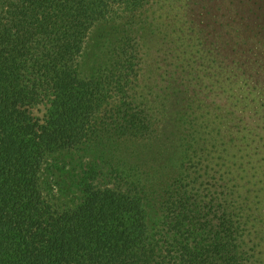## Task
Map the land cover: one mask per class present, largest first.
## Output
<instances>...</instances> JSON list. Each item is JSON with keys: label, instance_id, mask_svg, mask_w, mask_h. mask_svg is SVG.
<instances>
[{"label": "trees", "instance_id": "16d2710c", "mask_svg": "<svg viewBox=\"0 0 264 264\" xmlns=\"http://www.w3.org/2000/svg\"><path fill=\"white\" fill-rule=\"evenodd\" d=\"M170 23L264 74V0H0V264H264L238 178L158 192L119 155L151 131L134 85Z\"/></svg>", "mask_w": 264, "mask_h": 264}, {"label": "rangeland", "instance_id": "374dc122", "mask_svg": "<svg viewBox=\"0 0 264 264\" xmlns=\"http://www.w3.org/2000/svg\"><path fill=\"white\" fill-rule=\"evenodd\" d=\"M167 27L172 32L161 45L152 39L134 85L149 107L151 131L119 139V155L127 154L142 181L158 192L186 167L208 172L205 180L213 181L214 175L238 178L237 187L231 181L229 188L240 194L237 204L255 207L250 224L258 259L264 256V74L254 76L248 62L241 67L223 64L216 58L218 48L204 49L189 30L180 33L172 23ZM84 61L88 74L94 62L86 55ZM35 113L42 116L44 108ZM56 193V202L68 201L67 195Z\"/></svg>", "mask_w": 264, "mask_h": 264}]
</instances>
